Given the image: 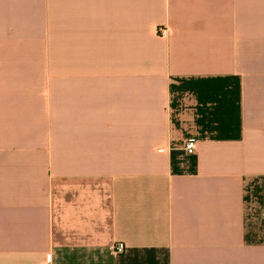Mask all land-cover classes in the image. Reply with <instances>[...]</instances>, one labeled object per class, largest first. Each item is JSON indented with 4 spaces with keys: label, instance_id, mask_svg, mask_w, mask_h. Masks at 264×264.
I'll return each instance as SVG.
<instances>
[{
    "label": "crops",
    "instance_id": "1",
    "mask_svg": "<svg viewBox=\"0 0 264 264\" xmlns=\"http://www.w3.org/2000/svg\"><path fill=\"white\" fill-rule=\"evenodd\" d=\"M45 260L264 264V0H0V264Z\"/></svg>",
    "mask_w": 264,
    "mask_h": 264
},
{
    "label": "built area",
    "instance_id": "2",
    "mask_svg": "<svg viewBox=\"0 0 264 264\" xmlns=\"http://www.w3.org/2000/svg\"><path fill=\"white\" fill-rule=\"evenodd\" d=\"M167 30L166 29H159L158 33L160 36H164L166 34ZM195 148H196V141L190 139L187 140L184 144V151L187 154H192L195 152ZM125 246L122 242H116L115 244H113V246L111 247V251L113 252V254L118 255L124 252ZM42 264H51L49 260H45L44 262H42Z\"/></svg>",
    "mask_w": 264,
    "mask_h": 264
}]
</instances>
